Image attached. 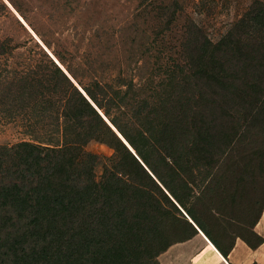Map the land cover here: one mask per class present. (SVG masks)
<instances>
[{
  "label": "trees",
  "instance_id": "obj_1",
  "mask_svg": "<svg viewBox=\"0 0 264 264\" xmlns=\"http://www.w3.org/2000/svg\"><path fill=\"white\" fill-rule=\"evenodd\" d=\"M193 28L158 82L82 84L64 67L97 109L57 65L59 80L15 83L21 102L41 95L40 112L57 115L46 139L0 144V264H158L196 232L185 214L206 235L209 221L219 231L225 206L216 202L234 198L237 154L255 158L264 176V1L215 43ZM9 41L0 38V55ZM91 140L116 153L99 179L100 156L84 149Z\"/></svg>",
  "mask_w": 264,
  "mask_h": 264
},
{
  "label": "rangeland",
  "instance_id": "obj_2",
  "mask_svg": "<svg viewBox=\"0 0 264 264\" xmlns=\"http://www.w3.org/2000/svg\"><path fill=\"white\" fill-rule=\"evenodd\" d=\"M13 1L24 18L8 0H0V38H11L12 46L10 53L0 55V144L46 139L50 126L45 123L55 121L57 115L55 109L40 112L44 106L41 95H30L21 102L25 94L15 92L17 81L25 82L36 74L59 80L55 62L15 14L64 70L70 67L76 72L80 83L88 84L95 77L112 84L123 79L126 88L130 81L145 85L148 77L154 76L155 82L165 78L164 71L173 69L186 37L194 33L193 24L215 43L255 0ZM8 83L13 84L11 90H7ZM34 101L39 105L34 106ZM84 149L100 156L95 166L99 179L103 164H110L116 153L94 140ZM237 155L241 165L235 177L240 181L234 198L221 194L216 202L222 201L223 213L236 218V228L250 222L264 200V176L255 170L257 161L248 159V154ZM170 226L176 227L174 223Z\"/></svg>",
  "mask_w": 264,
  "mask_h": 264
},
{
  "label": "crops",
  "instance_id": "obj_3",
  "mask_svg": "<svg viewBox=\"0 0 264 264\" xmlns=\"http://www.w3.org/2000/svg\"><path fill=\"white\" fill-rule=\"evenodd\" d=\"M260 206L243 227L236 228L233 216L218 214V232L210 221L204 224L211 236L186 215L196 232L170 244L157 256L158 264H264V200Z\"/></svg>",
  "mask_w": 264,
  "mask_h": 264
},
{
  "label": "water",
  "instance_id": "obj_4",
  "mask_svg": "<svg viewBox=\"0 0 264 264\" xmlns=\"http://www.w3.org/2000/svg\"><path fill=\"white\" fill-rule=\"evenodd\" d=\"M13 11V10H12ZM14 12V11H13ZM15 14V13H14ZM15 16L18 18V20L21 22V24L32 34V36L37 40V42L41 45V47L47 52V54L52 58V60L56 63V65L68 76V78L74 83V85L79 89V91L89 100V102L94 106V108H96V106L92 103V101L87 97V95L84 93V91H82L80 89V87H78V85L76 84V82L74 81V79L70 76V74H68L66 72V70H64L54 59V57H52V55L48 52V50H46V48L40 43V41H38V39L34 36V34L32 33V31L29 29L28 26L25 25V23L22 21V19L15 14ZM97 109V108H96ZM99 112V111H98ZM100 113V112H99ZM101 117L105 120V122L109 125V127L117 134V136L123 141V143L131 150L130 146L125 142V140L123 139V137L120 135V133L113 127V125L104 117V115L102 113H100ZM132 151V150H131ZM133 152V151H132ZM134 153V152H133Z\"/></svg>",
  "mask_w": 264,
  "mask_h": 264
}]
</instances>
